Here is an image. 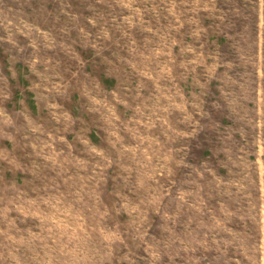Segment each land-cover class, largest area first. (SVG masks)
<instances>
[{"label":"rangeland","instance_id":"374dc122","mask_svg":"<svg viewBox=\"0 0 264 264\" xmlns=\"http://www.w3.org/2000/svg\"><path fill=\"white\" fill-rule=\"evenodd\" d=\"M0 264H264V0H0Z\"/></svg>","mask_w":264,"mask_h":264}]
</instances>
